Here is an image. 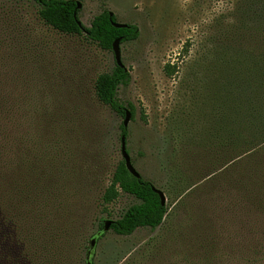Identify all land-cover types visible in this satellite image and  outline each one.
Listing matches in <instances>:
<instances>
[{"label":"rangeland","instance_id":"obj_1","mask_svg":"<svg viewBox=\"0 0 264 264\" xmlns=\"http://www.w3.org/2000/svg\"><path fill=\"white\" fill-rule=\"evenodd\" d=\"M73 1L80 5L79 20L86 28L110 11L118 23L139 29L138 39L120 43L131 82L120 87L117 99L136 110L126 138L134 167L165 194L169 209L154 232L104 233L93 250L94 262L203 264L214 242L208 224L197 215L208 199L191 190L183 193L199 176L196 161L213 156L208 145L212 126L197 101L202 86L197 66L211 49V38L234 20L242 0ZM115 65L113 50L86 33L66 35L47 26L34 0H0V91L9 106L18 101L20 128H28L34 151L49 159L59 210L67 227L79 229L68 252L79 264L100 223L120 219L138 203L127 194L108 206L102 201L123 160L124 119L97 100L94 85ZM224 240V264H247V257ZM256 264H264V258Z\"/></svg>","mask_w":264,"mask_h":264},{"label":"trees","instance_id":"obj_2","mask_svg":"<svg viewBox=\"0 0 264 264\" xmlns=\"http://www.w3.org/2000/svg\"><path fill=\"white\" fill-rule=\"evenodd\" d=\"M34 1L47 26L66 35L86 33L105 50L111 51L116 39L124 43L140 35L135 25L115 28L117 20L110 11L95 17L86 28L79 24L75 1ZM233 19L211 38V49L197 66L202 75L197 101L212 126L208 145L213 156L205 163L196 161L199 176L183 193L191 190L189 194L201 193L208 199L197 215L208 224L206 232L214 242L203 264H224V238L230 240L231 250L247 257V264L264 258V0H242ZM130 82L128 69L116 64L94 85L97 100L123 119L127 111L135 118L134 106L126 107L117 99L120 87ZM8 103L0 91V264H79L68 255L78 241L79 229L67 227L59 210L49 159L34 151L28 128H20L18 101L13 107ZM120 130L121 137L127 138L124 123ZM154 187L142 176H132L122 160L102 196L103 204L115 203L122 194L138 203L113 221L110 230L124 237L140 228L156 231L169 209ZM103 226L104 221L99 231ZM103 237L98 236L97 242ZM93 252L88 248L83 264H95Z\"/></svg>","mask_w":264,"mask_h":264},{"label":"water","instance_id":"obj_3","mask_svg":"<svg viewBox=\"0 0 264 264\" xmlns=\"http://www.w3.org/2000/svg\"><path fill=\"white\" fill-rule=\"evenodd\" d=\"M79 9H80V5L77 4V10H79ZM111 16H114V14L111 13ZM79 24L82 25L81 22H79ZM113 25L115 28H118V29L127 27V24H121L118 22H113ZM120 43H121V38L116 39L113 43L112 50H113V53L115 55L116 64L118 66L123 67L124 64H123L122 59H121ZM131 119H132V115L129 111H127L126 117H125L124 122H123L125 127H128ZM121 153H122V158L125 162L126 168L130 172V174L137 179L141 178V174L136 170V168L132 164L130 154L128 153V150H127V144H126V138L125 137H122V139H121ZM153 190L160 197L162 205H166L167 200H166L165 194L161 190H159L155 187L153 188ZM112 224H113V221H104V226H103L102 231H99L97 233V235L90 242V247H89L90 252H92L94 250V248L97 244V237L104 234V233H107L111 229Z\"/></svg>","mask_w":264,"mask_h":264}]
</instances>
